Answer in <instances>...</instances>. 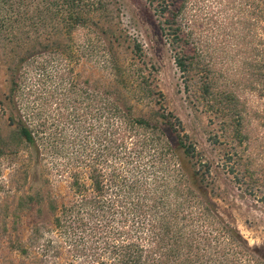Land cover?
<instances>
[{
	"label": "trees",
	"instance_id": "16d2710c",
	"mask_svg": "<svg viewBox=\"0 0 264 264\" xmlns=\"http://www.w3.org/2000/svg\"><path fill=\"white\" fill-rule=\"evenodd\" d=\"M133 1L209 116L211 152L164 106L137 117L78 81L77 64L100 53L119 77L120 0H0L13 141L0 128V159L16 145L24 170L67 185L48 199L52 222L12 248L34 264H264L218 206L221 173L264 206V0ZM130 50L139 92L161 105L143 45ZM25 204L42 217L36 197Z\"/></svg>",
	"mask_w": 264,
	"mask_h": 264
},
{
	"label": "rangeland",
	"instance_id": "374dc122",
	"mask_svg": "<svg viewBox=\"0 0 264 264\" xmlns=\"http://www.w3.org/2000/svg\"><path fill=\"white\" fill-rule=\"evenodd\" d=\"M120 2L122 8L119 15L115 16L116 38L113 39L116 58L121 68L119 77L109 68L104 54L100 53L93 59L83 57L77 64L78 81L93 91L111 94L121 106L130 108L137 117L148 118L153 110L164 106L169 112L178 115L184 123L185 130L194 134L211 152L206 141L208 137L206 134L210 128L209 116L194 109L188 102L180 74L164 42L141 15L134 1ZM135 41L143 45L146 60L154 66L155 73L152 77L161 105L143 97L137 86L138 79L129 68H126L134 61L130 49ZM6 68L0 59V128L5 144L10 145L13 141L9 136L11 129L7 122L9 109L5 104V95L9 89ZM14 148L16 145L6 149L4 147L5 155L0 159V264H34L31 259L24 262L19 253L12 248V243L19 239L27 240L36 220L47 224L52 222L53 213L49 210L48 199L50 196L67 195V185L58 182L54 177L42 174L40 166L34 162L24 170L23 161L27 154L22 152L17 155L12 151ZM19 148H22V145ZM221 185L223 195L218 200L221 215L240 231L250 246L258 248L264 254V206L252 197L243 195L222 173ZM28 196L36 197V202L41 203L43 209L41 218L37 219L36 211L26 206L25 198ZM20 204L25 205L21 207ZM38 204L32 205L37 209Z\"/></svg>",
	"mask_w": 264,
	"mask_h": 264
}]
</instances>
